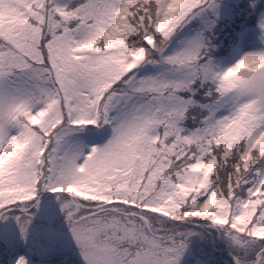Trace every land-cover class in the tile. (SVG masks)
Instances as JSON below:
<instances>
[{"label":"snow or ice","instance_id":"obj_1","mask_svg":"<svg viewBox=\"0 0 264 264\" xmlns=\"http://www.w3.org/2000/svg\"><path fill=\"white\" fill-rule=\"evenodd\" d=\"M264 264V0H0L2 264Z\"/></svg>","mask_w":264,"mask_h":264},{"label":"trees","instance_id":"obj_2","mask_svg":"<svg viewBox=\"0 0 264 264\" xmlns=\"http://www.w3.org/2000/svg\"><path fill=\"white\" fill-rule=\"evenodd\" d=\"M1 262V261H0ZM68 264H74V261L71 260V258L69 259V256H68Z\"/></svg>","mask_w":264,"mask_h":264},{"label":"rangeland","instance_id":"obj_3","mask_svg":"<svg viewBox=\"0 0 264 264\" xmlns=\"http://www.w3.org/2000/svg\"><path fill=\"white\" fill-rule=\"evenodd\" d=\"M71 258V260H73L74 261V257H73V255L70 253L69 254V259ZM0 264H2V261L0 262Z\"/></svg>","mask_w":264,"mask_h":264}]
</instances>
